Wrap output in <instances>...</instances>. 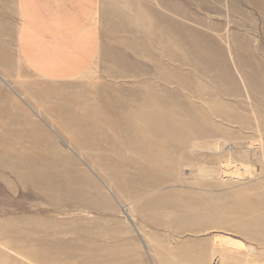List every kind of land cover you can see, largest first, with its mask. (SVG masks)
<instances>
[{
  "label": "rangeland",
  "instance_id": "obj_1",
  "mask_svg": "<svg viewBox=\"0 0 264 264\" xmlns=\"http://www.w3.org/2000/svg\"><path fill=\"white\" fill-rule=\"evenodd\" d=\"M14 7L0 0V264H262L264 0H100L99 55L64 82L24 68ZM130 91L165 98L177 150Z\"/></svg>",
  "mask_w": 264,
  "mask_h": 264
},
{
  "label": "crops",
  "instance_id": "obj_2",
  "mask_svg": "<svg viewBox=\"0 0 264 264\" xmlns=\"http://www.w3.org/2000/svg\"><path fill=\"white\" fill-rule=\"evenodd\" d=\"M14 8L15 52L33 76L69 81L97 59L100 0H15Z\"/></svg>",
  "mask_w": 264,
  "mask_h": 264
},
{
  "label": "bare ground",
  "instance_id": "obj_3",
  "mask_svg": "<svg viewBox=\"0 0 264 264\" xmlns=\"http://www.w3.org/2000/svg\"><path fill=\"white\" fill-rule=\"evenodd\" d=\"M160 7V6H159ZM10 87V86H9ZM130 93L132 95H134V97L137 98V100H139V105L141 107V109L143 110V112L146 114V117L148 119H151L154 121L155 124H157L156 126L158 127V129L153 130L152 134L155 137H160L162 138V141H165V143L167 144L168 147L174 148L175 150L178 149V142L174 141L175 139H188V134L186 132L185 129H180V128H174L171 125V121H172V116L171 115H175L174 111L171 110V108L167 105L166 100L163 96L159 95V96H151V98L149 99V97L145 94V92L141 95L140 93H134V91H130ZM96 108V106H95ZM90 109V108H89ZM92 109V108H91ZM138 110V108H137ZM60 113V112H59ZM38 116V114H37ZM112 116V115H111ZM110 116V117H111ZM109 117V118H110ZM113 117V116H112ZM88 118V117H87ZM92 119V117H90ZM134 118H138V115H135ZM140 118V117H139ZM121 119V118H120ZM64 120V119H62ZM61 119L58 120V122L60 123H70L68 121H62ZM118 120V119H117ZM116 120V121H117ZM115 121V122H116ZM95 122V121H94ZM98 122V121H97ZM110 122V121H109ZM112 122V121H111ZM86 123V122H85ZM83 123V125L85 124ZM92 123V122H91ZM114 123V122H113ZM118 123V122H117ZM87 124V123H86ZM89 125L92 126V124L88 123ZM100 124V123H99ZM111 124V123H110ZM52 125V124H50ZM97 125V124H95ZM101 126V124H100ZM51 131H53V133L56 134V129H58L57 127L55 129H53L52 127ZM88 128V125H87ZM99 128V127H98ZM96 128V129H98ZM92 129V128H91ZM90 129V130H91ZM160 129H163V133H161ZM77 130H81V128H77ZM93 130V129H92ZM96 131V130H95ZM58 136V135H57ZM174 139V140H173ZM180 141V140H178ZM61 144L63 145V147L72 153H75L76 150L74 149V147H72L71 144L64 143L63 141H60ZM227 141H225L223 144V149H225L226 147L228 148V145L226 143ZM227 145V146H226ZM219 144L218 143H214L212 145H210V147L208 148L209 151L211 152H216L219 150ZM229 153L230 149H226ZM192 152L195 150H191ZM76 155V153H75ZM76 157L81 158L78 154L76 155ZM244 167V166H243ZM245 170H247V167H244ZM197 171H199L200 173L204 174V175H208V173L204 170L203 167L199 166L197 168ZM213 171L210 170L209 174H212ZM155 190H158L155 189ZM264 264V261L263 263Z\"/></svg>",
  "mask_w": 264,
  "mask_h": 264
}]
</instances>
